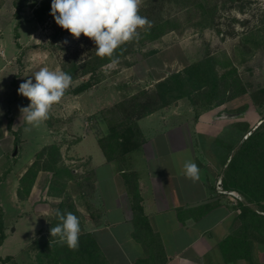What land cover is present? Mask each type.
I'll return each mask as SVG.
<instances>
[{
    "label": "rangeland",
    "instance_id": "374dc122",
    "mask_svg": "<svg viewBox=\"0 0 264 264\" xmlns=\"http://www.w3.org/2000/svg\"><path fill=\"white\" fill-rule=\"evenodd\" d=\"M204 1L218 3L213 27L198 22L202 17L197 9L187 13L183 2L180 6L173 0L166 2L162 16L173 20L170 26L173 29L155 40L136 41L127 59L115 64L111 62L103 68V79L97 86L79 97L65 94L60 103L53 105L50 119L30 133H24L25 124L20 119L19 109L30 102L18 94L20 83L43 66L62 70V65L73 57L83 62L93 53L95 44L83 35L79 39L73 38L55 23L50 14L51 0H27L20 12L17 0H4L0 14V264H39L36 241L50 236L51 220L46 218L49 215L42 213L38 217L36 211L41 212L43 208L46 212L49 210L47 213L53 212L62 200L61 197L48 198V187L56 194L63 191L72 194L73 188L76 191L73 183L83 175L84 162L76 156L89 153L94 163L105 159L98 137L106 129L107 122L97 119L102 109L121 100L124 94L153 87L170 73L183 70L209 53L218 60L220 72L236 67L249 91L219 107L201 110L199 117L193 109L190 120L193 133L197 130L196 123L202 122L200 118L204 113L213 114L216 121V117L222 116L221 112L226 110L232 123L229 131H223L221 137L229 140L234 138L240 122L244 121V114L250 117L254 113L260 117L264 115V104L261 107L255 104L251 95L264 87V48L256 47L253 39L247 38L255 28L264 27V0ZM152 3L151 0H142L140 9L151 7ZM170 6L174 8L172 13H169ZM49 17H52L50 22L47 21ZM79 82L75 81L68 91ZM177 104L186 108L190 103L182 99ZM142 124L145 127V122ZM201 128L208 140L214 138L212 131L208 133L206 122ZM198 139L204 143L202 137ZM53 143L61 147L58 168L74 169L73 176L62 172L56 174L52 169L41 170L37 177L39 190L20 199L18 190L24 172L36 160L38 152ZM215 144L218 153L224 151L222 144ZM196 153L198 160L204 162L208 159L201 149ZM67 183L69 189L65 190ZM215 189L220 194L217 186ZM232 198L235 207L240 200ZM77 200L79 204L78 195ZM48 202L53 205L47 206Z\"/></svg>",
    "mask_w": 264,
    "mask_h": 264
},
{
    "label": "trees",
    "instance_id": "16d2710c",
    "mask_svg": "<svg viewBox=\"0 0 264 264\" xmlns=\"http://www.w3.org/2000/svg\"><path fill=\"white\" fill-rule=\"evenodd\" d=\"M151 1L154 2L150 4L151 7L140 9L139 14L151 20L153 26L146 32L141 30L140 40L144 38L155 40L173 29L170 28L173 20L162 16L166 2L171 3L172 0ZM173 1H176L179 6L183 2L187 13L192 9H197L202 17L198 22L203 26L213 27L215 25L214 15L217 13L218 3L211 4L204 0ZM26 3L27 0H17V10L20 12ZM173 11L172 7L169 13ZM249 37L253 39L256 47L264 48V27L255 28L247 38L249 39ZM135 43L136 41L127 43L122 46V50H117L118 63L127 59L133 52ZM92 52L83 62H79L77 57H73L62 65V70L73 77V83L80 81L65 94H82L102 81L103 68L111 63V60L96 56L95 50ZM125 61L127 63V60ZM217 63L218 60L208 53L183 70L170 73L153 87L141 88L133 94H124L121 100L107 109H102L97 121L104 120L107 122V126L99 135L98 141L106 159L118 161L121 168L125 169L128 154L139 150L145 142L138 124L139 120L171 107L182 99L189 101L197 112L196 117H199L198 112L201 110L219 107L248 93V84L239 75L236 67L233 66L220 72ZM81 78H83L82 81ZM251 95L255 104L260 107L264 104V99H262L264 87L253 91ZM91 117L95 118L96 116L92 115ZM260 120V125L254 130L249 125L245 127V135L253 131L240 146H230V153L232 151L234 153L222 178L225 190L239 191L245 197V201H237L235 206L239 210L240 226L230 238L225 240L222 246L223 251L228 260L244 258L250 260L252 264H258L254 263L252 259L254 244L256 242L264 244V115H261ZM60 160L61 147L58 144L53 143L40 150L36 160L21 178L18 190L19 198L26 199L30 195L41 170L52 169L56 174L62 172L73 176L74 169L66 166L62 169L58 168L57 164ZM124 175L130 193L134 222L138 228L136 234L143 241L147 251L145 258H139L133 264H166L167 257L164 247L145 212L137 177L130 172H125ZM82 178L84 179L81 181L78 178L75 179V188L77 191L89 193L88 190L94 188L91 181V178L94 177L88 175ZM220 193L226 194L225 192ZM213 206L207 204V209H211ZM57 208L61 211H71L80 219L76 202L71 193L62 195V200ZM58 222L54 216L51 219V227ZM80 224L82 232L78 250L73 251L66 245L57 243L56 238H52L51 235L37 240L39 264H112L94 235L83 228L81 219Z\"/></svg>",
    "mask_w": 264,
    "mask_h": 264
},
{
    "label": "crops",
    "instance_id": "0c3cea01",
    "mask_svg": "<svg viewBox=\"0 0 264 264\" xmlns=\"http://www.w3.org/2000/svg\"><path fill=\"white\" fill-rule=\"evenodd\" d=\"M3 2L0 0V14ZM192 113L190 104L186 108L177 104L140 119L138 124L145 142L139 150L128 154L125 169L118 161H108L106 157L94 163L89 153L76 156L84 161L83 175L78 180L92 175L94 188L84 193L74 191V188L72 191L70 184L69 191L73 192V198L77 201L83 228L94 235L112 264H133L147 256L144 243L136 234L138 228L134 222L125 172L134 173L137 177L145 212L164 247L166 264H252L244 258L228 260L223 251L225 240L240 226L239 210L231 200L236 197L221 194V191L218 194L215 188L234 153H230V146H240L244 142L245 127L249 125L253 129L261 117L258 113L252 117L244 114V121L240 122L234 138L229 140L221 137L223 131H229L232 123L226 110L221 112L222 116L216 117V121L213 114L204 113L200 118L202 122L195 125V140L190 121ZM204 122L210 128L208 133L212 131V135L215 134L212 140H208L201 131ZM199 137L204 139V143ZM218 142L224 147L221 153L216 149L215 143ZM197 149L205 153L208 158L206 162L198 160ZM188 159L200 168V179L195 183L180 175ZM64 187L68 190L69 183ZM39 188V180H36L30 194L36 193ZM64 194L65 191L53 193L48 187V198L59 199ZM47 204L50 207L53 205L50 202ZM207 204L214 206L207 209ZM41 210L36 211L38 217L41 213L49 215L46 216L48 220L54 217L53 212L50 215L47 213L49 210ZM252 259L254 263L264 264V244H254Z\"/></svg>",
    "mask_w": 264,
    "mask_h": 264
},
{
    "label": "clouds",
    "instance_id": "9594fccd",
    "mask_svg": "<svg viewBox=\"0 0 264 264\" xmlns=\"http://www.w3.org/2000/svg\"><path fill=\"white\" fill-rule=\"evenodd\" d=\"M141 6L142 0H51L50 14L73 38L83 35L92 40L96 56L109 58L115 64L118 63L117 50L138 41L140 30L146 32L153 26L151 20L139 14ZM72 84L70 74L47 66L20 83L18 94L30 102L19 109L20 119L25 124L24 133H30L50 119L53 105L61 102ZM180 175L195 183L200 179V168L191 159L185 160ZM53 214L59 222L50 228L51 237L70 250H78L82 232L79 217L59 208L54 209Z\"/></svg>",
    "mask_w": 264,
    "mask_h": 264
},
{
    "label": "water",
    "instance_id": "95a60500",
    "mask_svg": "<svg viewBox=\"0 0 264 264\" xmlns=\"http://www.w3.org/2000/svg\"><path fill=\"white\" fill-rule=\"evenodd\" d=\"M260 123H261V121H260V122H259L254 128H253V130H254L255 128H257V127L260 125ZM253 130H252V131H253ZM252 131L248 132V133L245 135V138H244L243 141H245V140L247 139V137L250 135V133H251ZM16 153H17V148L15 149L14 154H16ZM217 188H218L219 191H221V192H225V193H227V194H229V195H232V196L238 198L239 200L244 199V196H242V194H240V193L237 192V191H234V190H225V189H224V186H223V181H222V179H219V180H218V182H217Z\"/></svg>",
    "mask_w": 264,
    "mask_h": 264
},
{
    "label": "built area",
    "instance_id": "2783aa9c",
    "mask_svg": "<svg viewBox=\"0 0 264 264\" xmlns=\"http://www.w3.org/2000/svg\"><path fill=\"white\" fill-rule=\"evenodd\" d=\"M51 20H52V17H49V18L47 19L48 22H50ZM48 22H47V23H48Z\"/></svg>",
    "mask_w": 264,
    "mask_h": 264
}]
</instances>
